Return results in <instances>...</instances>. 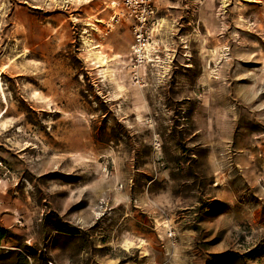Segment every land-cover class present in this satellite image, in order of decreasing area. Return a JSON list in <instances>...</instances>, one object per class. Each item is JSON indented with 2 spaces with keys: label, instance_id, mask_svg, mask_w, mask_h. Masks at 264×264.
I'll return each instance as SVG.
<instances>
[{
  "label": "rangeland",
  "instance_id": "1",
  "mask_svg": "<svg viewBox=\"0 0 264 264\" xmlns=\"http://www.w3.org/2000/svg\"><path fill=\"white\" fill-rule=\"evenodd\" d=\"M87 1L0 0V264H264V0Z\"/></svg>",
  "mask_w": 264,
  "mask_h": 264
},
{
  "label": "built area",
  "instance_id": "2",
  "mask_svg": "<svg viewBox=\"0 0 264 264\" xmlns=\"http://www.w3.org/2000/svg\"><path fill=\"white\" fill-rule=\"evenodd\" d=\"M121 4L127 20H130L133 24V34L136 42L132 49L134 55L140 61L143 58L144 50L149 46L150 24L155 14L154 0H122ZM116 17L119 18V15L114 14L113 19H116ZM139 51H141L142 58H140ZM168 237L174 243V233H168Z\"/></svg>",
  "mask_w": 264,
  "mask_h": 264
},
{
  "label": "trees",
  "instance_id": "3",
  "mask_svg": "<svg viewBox=\"0 0 264 264\" xmlns=\"http://www.w3.org/2000/svg\"><path fill=\"white\" fill-rule=\"evenodd\" d=\"M55 230L58 232H63V233H69V234H73L75 230H73L72 228H68L65 225H60L55 227ZM3 230L0 229V236L2 235Z\"/></svg>",
  "mask_w": 264,
  "mask_h": 264
},
{
  "label": "crops",
  "instance_id": "4",
  "mask_svg": "<svg viewBox=\"0 0 264 264\" xmlns=\"http://www.w3.org/2000/svg\"><path fill=\"white\" fill-rule=\"evenodd\" d=\"M91 1H93V0H88L87 2L88 3H90ZM105 11V9H102L99 13H101V12H104ZM113 15H111V20L110 21H112V25L111 26H114L115 24H119V22H120V19L119 18H117L115 21L113 20ZM94 47V46H93ZM95 48V50H96V46L94 47ZM98 51V50H97ZM99 52V51H98Z\"/></svg>",
  "mask_w": 264,
  "mask_h": 264
},
{
  "label": "bare ground",
  "instance_id": "5",
  "mask_svg": "<svg viewBox=\"0 0 264 264\" xmlns=\"http://www.w3.org/2000/svg\"><path fill=\"white\" fill-rule=\"evenodd\" d=\"M87 44V46L88 47H90V43H86ZM96 54H99L98 52H96V53H94V55H96ZM139 54H140V58H142L141 56H142V54H141V51H139ZM165 71V73H166V70H164Z\"/></svg>",
  "mask_w": 264,
  "mask_h": 264
}]
</instances>
